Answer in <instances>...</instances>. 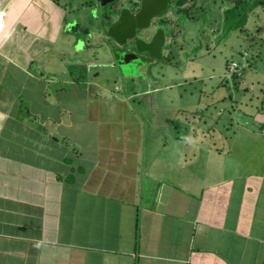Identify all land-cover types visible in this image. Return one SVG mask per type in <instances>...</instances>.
Returning <instances> with one entry per match:
<instances>
[{
  "label": "crops",
  "instance_id": "obj_1",
  "mask_svg": "<svg viewBox=\"0 0 264 264\" xmlns=\"http://www.w3.org/2000/svg\"><path fill=\"white\" fill-rule=\"evenodd\" d=\"M225 1L0 0V264H264V68L183 135L158 110L186 78L119 67L184 54L187 23L241 16ZM118 4L127 25L149 11L126 42Z\"/></svg>",
  "mask_w": 264,
  "mask_h": 264
},
{
  "label": "rangeland",
  "instance_id": "obj_2",
  "mask_svg": "<svg viewBox=\"0 0 264 264\" xmlns=\"http://www.w3.org/2000/svg\"><path fill=\"white\" fill-rule=\"evenodd\" d=\"M134 1L137 2V8H143L142 15H145L148 9V6L145 4L147 3V0ZM169 1L174 3L178 2L179 0H158V2L167 3ZM222 1L223 4L227 6L229 5L227 1ZM259 2L264 3V0H237V3H240L238 5L242 8H246L248 13L253 10L251 15H248L249 23H247V18L245 25L242 27L239 26L242 22H238V19L243 18V11L241 10V7H239L241 16L235 18L234 14H231L232 16H228L225 23L221 22L218 24H213V22H210L211 18L201 15L198 17L199 21L196 23H187L188 25L186 26L185 33L188 36L187 42L189 45L186 46V50L182 55H179V51L174 47V52H170L168 55L163 52L164 57H157L152 55L150 52H143L141 56H135L134 60H128V64L126 63L119 66L121 70L120 72L128 77V83L130 84L132 80L129 77L134 76L140 78V73L136 71V67H156L157 69H161V71L158 70L157 72L153 70L149 71V69H147L143 75L146 77L149 75L152 77L156 74H165V79L169 80L171 78V80H174V83L179 81L177 79L186 78L185 80H187V83L183 84L181 88H172V96L174 97L173 102L170 104H165L169 108L158 110L159 113L163 114V119L158 120L161 121L160 123L170 122V124H172V128H174V134L176 131V133L185 135L184 127L186 122L190 124L189 130H196L197 128L202 129L199 119L202 116H206L205 108L209 106L208 102H211L213 97L215 98L218 95H222L226 97H243L247 99L255 96V92H251L250 94L243 92L246 87L245 83L251 79H261V77L260 75L256 76L253 74L252 70L245 69L243 67L264 68V6L260 7L258 4ZM210 4L212 7H214L213 2ZM124 9L128 10L130 13L134 12L133 10H130L131 8H129L126 4H118L113 8H110L109 13L111 17H113L112 15L119 17V21H121L124 25H119L118 33L121 35L124 33V36H126V34H130L134 27L138 29L140 24L143 25V22L148 20L147 17H149V11L147 13L148 15H146V18H143V16L140 14L141 16L137 18L134 26L133 24L127 25V11H123ZM158 9L159 6L156 8V10ZM215 9L217 8L215 7ZM216 20L218 19L216 18ZM210 25H218L217 29L220 31L221 35L223 34L222 39H220L221 41L214 39L209 31L211 28ZM241 30H243L242 33H240ZM204 45L208 46L209 55L206 54L203 56V54L206 53L205 49L199 50ZM250 45L251 47H249ZM125 50L131 49L125 48ZM152 50H156L155 46ZM202 52L203 54H201ZM186 58H189L190 60L188 59L187 61ZM166 60H169V62L172 63V66L166 65ZM231 62L240 64V66L243 68L242 72L244 74V78L240 81V84L237 85L238 89L234 88L232 80L228 79L227 77V67ZM227 63L228 65L226 66ZM200 77H205L204 84L206 85V88H203L199 81L194 82L193 79H191H200ZM157 81L158 84L161 83L158 78ZM222 82L224 85L220 88L219 85ZM140 85H143L144 88L146 87L143 82ZM202 91H204V93H202ZM158 107H162V105L158 104ZM151 112L152 108L149 109L146 114L149 115ZM208 112L211 114V109H209ZM149 118L150 116H147L148 122L153 123L154 121L151 120V118L149 120ZM229 119L230 117L228 114H224L220 122H222V124L226 123L228 125V123H231ZM154 126L161 128L158 123H156ZM219 126H221V124H219ZM232 126H234V124H232ZM171 130L169 135L172 134ZM169 137L170 136L165 135L163 138L168 139Z\"/></svg>",
  "mask_w": 264,
  "mask_h": 264
},
{
  "label": "built area",
  "instance_id": "obj_3",
  "mask_svg": "<svg viewBox=\"0 0 264 264\" xmlns=\"http://www.w3.org/2000/svg\"><path fill=\"white\" fill-rule=\"evenodd\" d=\"M227 74H228V79H231L233 77H238L240 78L242 76V69L240 64H237L235 62H231L228 67H227Z\"/></svg>",
  "mask_w": 264,
  "mask_h": 264
},
{
  "label": "trees",
  "instance_id": "obj_4",
  "mask_svg": "<svg viewBox=\"0 0 264 264\" xmlns=\"http://www.w3.org/2000/svg\"><path fill=\"white\" fill-rule=\"evenodd\" d=\"M238 4H240V3H237V6H238ZM256 4V3H255ZM258 4H260V3H258ZM241 10L245 13V8H241ZM237 13L239 14V9H237ZM248 12H246V14H247ZM244 25V23L242 22L241 23V25H239L240 27H242ZM145 26V25H144ZM113 33L115 34V31H113ZM131 35H132V33H130ZM130 34H126V36L124 37L125 39L123 40V42H126L127 40H129L128 38V36L130 35ZM132 38V37H131ZM132 40V39H131ZM239 78L238 77H233L232 78V80H238Z\"/></svg>",
  "mask_w": 264,
  "mask_h": 264
},
{
  "label": "water",
  "instance_id": "obj_5",
  "mask_svg": "<svg viewBox=\"0 0 264 264\" xmlns=\"http://www.w3.org/2000/svg\"><path fill=\"white\" fill-rule=\"evenodd\" d=\"M106 1H112V0H104V2H106ZM124 62L127 63L128 60H124ZM121 68H122V67H121Z\"/></svg>",
  "mask_w": 264,
  "mask_h": 264
}]
</instances>
